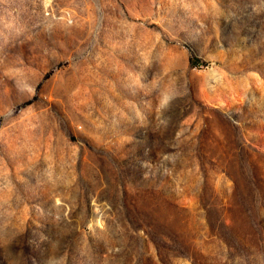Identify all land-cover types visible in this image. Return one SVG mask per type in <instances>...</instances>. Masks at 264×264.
I'll list each match as a JSON object with an SVG mask.
<instances>
[{
    "label": "rangeland",
    "instance_id": "1",
    "mask_svg": "<svg viewBox=\"0 0 264 264\" xmlns=\"http://www.w3.org/2000/svg\"><path fill=\"white\" fill-rule=\"evenodd\" d=\"M0 264H264V0H0Z\"/></svg>",
    "mask_w": 264,
    "mask_h": 264
}]
</instances>
